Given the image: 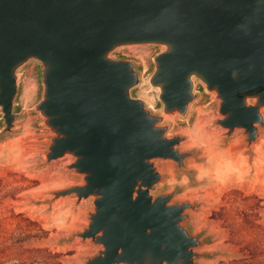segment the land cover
Segmentation results:
<instances>
[{
	"label": "water",
	"instance_id": "obj_1",
	"mask_svg": "<svg viewBox=\"0 0 264 264\" xmlns=\"http://www.w3.org/2000/svg\"><path fill=\"white\" fill-rule=\"evenodd\" d=\"M157 47L145 79L117 56ZM40 69L34 110L50 133L48 163L81 182L54 202L91 201L88 226L73 233L100 247L84 264H201L210 238L188 225L198 204L162 193L158 162L187 169L194 151L171 136L204 95L218 104L227 139L241 131L249 149L264 131V0H0L2 135L14 134L21 71ZM147 85L158 110L134 95Z\"/></svg>",
	"mask_w": 264,
	"mask_h": 264
},
{
	"label": "rangeland",
	"instance_id": "obj_2",
	"mask_svg": "<svg viewBox=\"0 0 264 264\" xmlns=\"http://www.w3.org/2000/svg\"><path fill=\"white\" fill-rule=\"evenodd\" d=\"M159 50L131 47L117 56L136 61L146 79ZM30 82L34 90L26 95ZM42 92L40 69L32 62L21 71L16 112L22 117L14 134L2 135L0 114V244L18 243L24 226H29L23 219H29L47 235L30 238L25 246L61 254L53 264H84L100 247L82 243L80 238L69 239L88 226L92 202L78 203L75 197L52 202L54 191L78 184L81 178L66 168L70 159L48 163L45 158L50 133L34 110ZM134 95L153 110L159 109L156 93L147 85ZM219 117L217 102L204 95L190 118L175 125L171 136L186 137L181 151H194L197 157L190 158L181 172L170 161L158 162L159 171L166 176L161 192L177 190L174 202L198 204L189 211L188 225L195 234L211 239L209 246L199 250L213 257L203 264H264V152L260 148L264 131L249 149L241 131L227 139L216 125Z\"/></svg>",
	"mask_w": 264,
	"mask_h": 264
},
{
	"label": "trees",
	"instance_id": "obj_3",
	"mask_svg": "<svg viewBox=\"0 0 264 264\" xmlns=\"http://www.w3.org/2000/svg\"><path fill=\"white\" fill-rule=\"evenodd\" d=\"M23 221L29 226H24L26 230L19 236L18 243L0 244V264H53V259L61 254H54L46 248L24 245L30 238H43L47 232L36 222L29 219H23Z\"/></svg>",
	"mask_w": 264,
	"mask_h": 264
},
{
	"label": "bare ground",
	"instance_id": "obj_4",
	"mask_svg": "<svg viewBox=\"0 0 264 264\" xmlns=\"http://www.w3.org/2000/svg\"><path fill=\"white\" fill-rule=\"evenodd\" d=\"M34 88L32 87V82L28 83L27 89H26V95H29V93H33ZM27 101H29V97L27 96ZM262 151L264 152V141L261 142V147Z\"/></svg>",
	"mask_w": 264,
	"mask_h": 264
},
{
	"label": "crops",
	"instance_id": "obj_5",
	"mask_svg": "<svg viewBox=\"0 0 264 264\" xmlns=\"http://www.w3.org/2000/svg\"><path fill=\"white\" fill-rule=\"evenodd\" d=\"M210 245V244H209ZM209 245H206V246H204L203 248H205V247H207V246H209ZM203 248H201V249H203ZM201 249H199V250H201ZM198 250V252H200V253H208V252H203V251H199ZM212 255V254H211ZM213 259V257L212 258H208V259H202L201 260V264H203V261H205V260H212Z\"/></svg>",
	"mask_w": 264,
	"mask_h": 264
}]
</instances>
